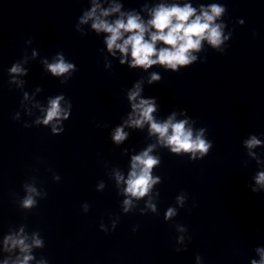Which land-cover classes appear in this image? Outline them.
<instances>
[{
  "label": "clouds",
  "instance_id": "1",
  "mask_svg": "<svg viewBox=\"0 0 264 264\" xmlns=\"http://www.w3.org/2000/svg\"><path fill=\"white\" fill-rule=\"evenodd\" d=\"M120 5H114L107 10H102L97 15L99 4H94L90 12L86 13L81 23H86L89 19H93L92 28L96 32L107 33L105 42L108 51L115 55L114 50H118L124 57L131 56L130 67H142L147 70L153 65L160 64L166 68L177 70L179 67L186 66L196 59L192 52L199 51L202 41H207L213 48H219L227 39L223 35V25L217 24L215 21L224 13V7L213 4L208 8L201 7L200 14L190 4L183 6L178 3L166 5L159 4L150 11L151 19L145 23L141 17L134 13H128L125 19V13H120V18L109 23L103 17H107L112 13L120 12ZM162 44V47H157ZM121 63H125L122 59ZM48 70L55 76L63 75L74 68L71 63H66L63 56H60L56 63L47 65ZM19 66H14L12 72H20ZM160 77L155 73L152 74V80H159ZM140 88L136 86L135 90L129 93V100L135 101L139 96ZM63 96H57L49 101V107L42 123L45 125L58 120L63 116L67 119L68 113L64 112L60 107V101ZM133 115L129 118V123L134 127H142L145 123L150 126V134L157 135L159 141L171 148L173 153L191 152L193 159L195 153L201 152L206 154L212 146L202 138V133L193 138L191 128H187V120L173 122L170 117L167 121L157 122L152 113L156 110L153 100L141 99L139 103L132 104ZM53 131H56L53 125ZM127 136L122 127L115 130L113 139L120 143ZM254 136L247 141L249 148L259 144ZM152 147L143 151L139 155L132 157L131 171L126 181L127 187L125 193L136 198L145 196L152 185L158 178H153L151 174L152 168L159 163V159L150 155ZM118 181L123 180L122 176H117ZM257 184L264 186V172L259 173L256 177ZM35 191V189H29ZM182 203L183 198H178ZM35 201L28 196L23 201L26 208L34 205ZM125 206L131 204V200L124 201ZM155 210V206H151ZM127 211V207L125 208ZM175 215V210L168 209L167 217ZM11 242L12 247L19 246L21 252H27L29 246L24 243L23 239H13L8 237L5 244ZM40 241L36 240L35 244L40 246ZM30 256L25 255L23 260H18L17 264H28ZM7 264V262H5ZM252 264H256L253 261ZM260 264H264L262 257Z\"/></svg>",
  "mask_w": 264,
  "mask_h": 264
}]
</instances>
